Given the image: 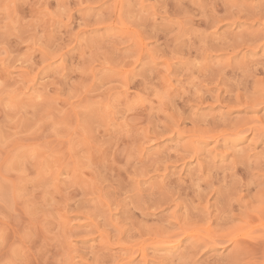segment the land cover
Returning <instances> with one entry per match:
<instances>
[{
    "label": "rangeland",
    "instance_id": "obj_1",
    "mask_svg": "<svg viewBox=\"0 0 264 264\" xmlns=\"http://www.w3.org/2000/svg\"><path fill=\"white\" fill-rule=\"evenodd\" d=\"M0 264H264V0H0Z\"/></svg>",
    "mask_w": 264,
    "mask_h": 264
}]
</instances>
